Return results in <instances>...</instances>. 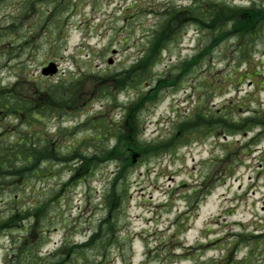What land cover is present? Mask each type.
<instances>
[{
	"label": "rangeland",
	"instance_id": "obj_1",
	"mask_svg": "<svg viewBox=\"0 0 264 264\" xmlns=\"http://www.w3.org/2000/svg\"><path fill=\"white\" fill-rule=\"evenodd\" d=\"M194 1L0 0V93L7 105L21 94L50 100L62 84L69 102L35 127L47 137L39 143L60 159L41 163L40 173L0 174V264H264V35L249 41L245 59L238 41L227 38L192 63L212 40L207 22L181 16L180 25L165 24L174 36L147 83L114 86L162 30L165 12ZM225 1L264 8V0ZM49 61L59 70L46 76ZM184 61L191 65L183 70ZM142 94L157 96L132 112ZM198 110L212 118L226 111L232 122L256 116L258 123L238 133L222 124L168 151L141 154L116 181L117 200L110 190L127 158L92 167L81 160L98 141L101 149L114 148L121 132L160 145ZM4 112L0 153L8 157L28 124ZM46 201L38 210L45 219L18 212ZM97 232L91 246H79Z\"/></svg>",
	"mask_w": 264,
	"mask_h": 264
},
{
	"label": "trees",
	"instance_id": "obj_2",
	"mask_svg": "<svg viewBox=\"0 0 264 264\" xmlns=\"http://www.w3.org/2000/svg\"><path fill=\"white\" fill-rule=\"evenodd\" d=\"M255 5V4H253ZM187 15L191 20L196 22L197 25H200L201 22H207L208 31L210 32L209 39H211V45L207 44L201 51L193 56L190 60L192 63H197L200 61L204 55L209 54L211 52L212 46L218 43L221 39L227 38H235L238 41V49L239 59H245L249 53L250 40H254L264 35V8H257L256 6H252L250 8H243L238 6L229 5L223 0H199L194 1L191 5L185 6L182 10L177 7H172L168 9L164 14V20L162 21V30H156L150 39V44L145 48L142 52V57L139 60V63L134 65L127 72H121L117 75L115 85L118 88H131L133 86H139L140 84L145 85L147 83V79L149 73H151L154 63L162 58V50L166 48L170 38L174 36V33H171L169 27L165 26L168 22L171 24H175L179 21V25L181 22V16L187 19ZM184 61L182 64V69H187V65H191ZM186 62V63H185ZM173 85L179 78L177 75L174 79L172 76ZM155 81V79H153ZM66 87L59 85L57 87H53V93H51V99L43 98L38 103L36 102H28L27 99L22 96L17 97V108L18 113L22 110L21 118L26 120L30 125L35 122L43 121L42 116H46L48 113H54L57 107L63 106L68 102L66 100L65 94L63 95V90ZM159 93V92H158ZM58 95V96H56ZM157 96V94H156ZM156 96L149 97L148 95H143L136 102V104L132 107V112L136 111V109L141 105V103H149L150 101L155 100ZM8 99V98H7ZM6 99L4 96L0 94V106H4ZM228 113V112H227ZM225 111L223 115H217L214 118L211 117L212 111L198 110L195 115L184 118L177 122L176 129L179 131L177 135H173L171 138L160 141V145H151L147 142H137L135 140L136 136L129 137V133L124 134L123 132L116 135L117 137V145L112 149H104L103 151H99L98 153H94L93 156H85L81 157L84 163H86L87 167H92L102 163L104 161H108L111 159L118 158H127L123 169L120 171L118 177H116L112 188L110 190L111 197L113 200H117L118 196V188L116 186V181L120 176L123 178V172L127 171L129 166L132 164V154L131 152H136L142 154L143 156L147 155H156L163 151L165 148L166 151L171 148L177 146L178 143H186L187 141H191L192 138L201 137L208 133L207 130L218 129L222 124L226 127L227 131H233L235 133L250 130L256 125L258 122L256 121V116L246 117V118H237L234 122L232 119L228 117V114ZM130 115L132 113L130 112ZM130 128H132L130 126ZM206 132V133H205ZM131 135V134H130ZM103 137V136H102ZM45 141V138L35 137L32 142L28 141V138L17 140L18 151L14 152V154H10L9 156H5L0 158V174L7 173H16L20 177H24V175L31 173H40V167L42 162L53 160L54 158L60 159L58 154H53L51 151L49 152V146L45 145V142L42 144H38L39 141ZM32 143V144H31ZM158 147V148H157ZM67 153H71L72 151L77 152L75 157L81 155V151L75 150L74 148H68ZM58 151V150H57ZM13 156V158H12ZM15 163V164H14ZM16 163H19V166H16ZM15 166V169L12 167ZM233 169L232 164H229V168L227 170L231 172ZM125 170V171H124ZM15 171V172H14ZM228 172V173H229ZM213 186H208L207 192L211 190ZM47 202H39L35 206V210H31L28 208L18 209V212L23 213L25 215L28 214L27 217H36L37 220L45 219L44 216L38 214V210L46 207ZM42 210V209H41ZM40 210V211H41ZM17 216H11V219H16ZM26 217V216H25ZM101 235L100 232L93 234L89 241L82 243L79 245L80 247H89L93 242ZM78 247V246H76ZM78 247V248H80Z\"/></svg>",
	"mask_w": 264,
	"mask_h": 264
},
{
	"label": "water",
	"instance_id": "obj_3",
	"mask_svg": "<svg viewBox=\"0 0 264 264\" xmlns=\"http://www.w3.org/2000/svg\"><path fill=\"white\" fill-rule=\"evenodd\" d=\"M57 71V66L55 63H50L48 67H45L43 69L44 74H50V73H55Z\"/></svg>",
	"mask_w": 264,
	"mask_h": 264
}]
</instances>
